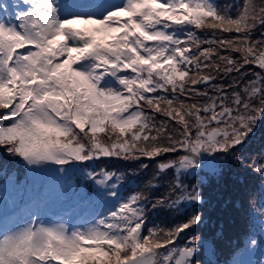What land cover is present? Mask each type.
Segmentation results:
<instances>
[{"label": "snow or ice", "instance_id": "1", "mask_svg": "<svg viewBox=\"0 0 264 264\" xmlns=\"http://www.w3.org/2000/svg\"><path fill=\"white\" fill-rule=\"evenodd\" d=\"M257 28L264 0H0V148L63 176L117 159L155 161L149 188L173 177L168 194L150 202L144 191L122 194L116 171L82 169L102 210L74 224L38 212L0 221V264H196L202 243L214 255L197 235L177 243L203 224L200 211L168 228H148V212L204 204L186 178L221 177L224 159L264 121ZM248 65L261 71L239 91L216 83ZM247 166L264 176V158Z\"/></svg>", "mask_w": 264, "mask_h": 264}, {"label": "rangeland", "instance_id": "2", "mask_svg": "<svg viewBox=\"0 0 264 264\" xmlns=\"http://www.w3.org/2000/svg\"><path fill=\"white\" fill-rule=\"evenodd\" d=\"M221 1L222 0H215L216 3H220ZM256 3H261V0H256ZM261 32H264V28H257V30L253 33V39L260 38ZM163 119L164 117L158 114L156 115L157 122ZM260 125L264 127V123L261 122L255 131L260 128ZM260 133V142L263 144L262 146H264V133H262L263 137ZM256 136H258L257 133H255V137ZM254 141L255 139H250L242 151L224 159L223 175L221 177L213 178L205 175V173H201L199 176L186 178L185 182L187 184L201 185L203 188L202 193L204 200L207 201L206 203L197 205L196 207L201 209L200 212L204 215L205 219L203 224L200 226L191 229L186 233H182L181 238L177 241V243L183 245L188 236L195 234L202 237L203 241L210 242L215 248V254L213 255L208 250V244L202 243L200 250L195 257L196 264H229V262L233 261L236 256L240 257L238 264H262V259L258 260V253H261V255L264 256V249L259 250L256 248L255 250L254 245L249 247L252 244L251 240L254 239L257 241L264 235V215L261 214L262 210H264V176L253 172L252 169L247 166L253 160L259 162L262 158H264V150H262V152L260 149L255 150L254 152L250 151ZM236 155L241 157L240 162H237ZM141 163H147L149 167L147 169H141ZM114 164L116 166H120L118 174H122L124 176V182L121 186V189H123L122 193L131 190L135 178H142V176L146 177L141 181L140 185H142L143 188L151 189L146 185L149 180H152L154 175L152 177H147L146 172L147 170H157L155 161H123L115 159ZM99 167L104 168L102 165H99ZM44 168L46 175L43 179H35L34 169L28 167L25 175L23 176V180H20L22 170L18 158L9 156L5 153L3 148H0V198L5 197V192L6 196L10 197L12 195L9 191L7 192L8 186L14 185V188L20 187L18 190L10 188V190L14 192L15 196L12 197L9 202H5H7V205L11 206L13 204V200L18 201V198H21L22 196L31 198L32 188L40 189L44 182L48 180L49 187H53V192L56 195L58 194L57 197L60 200L58 209H64L67 205L63 202V197L65 195L63 183L68 178L73 176L74 170L68 176H63L58 173L56 169H53L51 165H47ZM8 169L12 170V172L7 173ZM170 174L171 171L162 175L159 180L155 181L157 186L152 188L154 189L152 191L156 192V189H158L159 195H162V192L159 189V182L163 181L165 178L167 179ZM13 175L14 177H12ZM10 176L12 177L14 183L6 179ZM172 179L173 177H171V180ZM202 181L204 182L202 183ZM230 189L234 191L232 197H228V195L231 194ZM222 190L223 195H221ZM214 195L218 196L214 198ZM79 200L80 198L74 199L72 203L75 204ZM5 202L3 199H0V219L8 212V207ZM219 205H222V210L219 214H216L218 212ZM228 207L232 208L234 216L225 211ZM188 215H190L189 208L181 215H177L176 213L165 209L149 211L147 227H172L174 224L186 219ZM253 223H256L259 228L255 229ZM226 224H228L229 227H225ZM249 224L251 225L249 226ZM233 227L234 231H232ZM226 233L236 235V237L231 236L230 246L225 245L226 238H228ZM223 246L228 248L224 249ZM243 249L245 250L242 254H239ZM233 250L239 252V255L234 253Z\"/></svg>", "mask_w": 264, "mask_h": 264}, {"label": "trees", "instance_id": "3", "mask_svg": "<svg viewBox=\"0 0 264 264\" xmlns=\"http://www.w3.org/2000/svg\"><path fill=\"white\" fill-rule=\"evenodd\" d=\"M239 3H242V0H222L220 3H217L218 5L220 6H223V5H233V4H239ZM235 14V12L233 11V15ZM207 34H202L201 35V38H205ZM257 71H260L259 68L257 67H254L252 65H248L246 66L243 70H242V73H233L231 76H228V77H222L221 79L217 80L216 83L218 84H223L225 86L227 85H232V87L229 89V94H231V91L232 90H237L239 91L240 89H242L244 87L245 84L248 83V81L254 79V73L253 72H257ZM235 82V83H234ZM237 84H239V88H237ZM264 123V121H262ZM264 127H262V125H260V128L255 131V133L258 134V136L255 137V134L250 138V139H255L252 147H251V150L252 152H254L255 150H264V146H262L263 144H261L260 142V136H259V133L260 131L263 129ZM264 133V129L261 131L260 135L263 137V134ZM157 170L153 169V171L151 170H147V177H152L153 175L155 176ZM172 174V173H171ZM168 175L167 179L165 178L163 181H160L159 182V186H160V190L162 192V196H166L168 194V191H169V186L170 184L172 183V180H171V177L172 175ZM195 185V184H194ZM201 186V185H199ZM202 188V187H201ZM203 189V188H202ZM233 190L230 189V195H228V197H232V194H233ZM221 195H223V190L221 191ZM218 196V195H217ZM216 195H214L213 197H217ZM207 200H205V203H206ZM197 205H194L192 207L189 208L190 210V214L193 212V211H201L200 208L196 207ZM222 210V205L218 207V212L216 214H219ZM226 212H229L231 213V215L234 216V212L232 210L231 207H228L227 210H225ZM254 225H256V223H253ZM225 227H229L228 224L225 225ZM236 228V226H235ZM232 231H234V227L232 228ZM231 231V232H232ZM191 234V233H190ZM195 235V234H194ZM226 236H228V238H226V243L225 245L227 246H230L231 245V236H234L236 237V235H232V234H229V233H226ZM236 240V238H235ZM223 248H228L226 246H223ZM234 253L238 254L239 252H237L236 250H233ZM232 264H234L233 261H231Z\"/></svg>", "mask_w": 264, "mask_h": 264}, {"label": "clouds", "instance_id": "4", "mask_svg": "<svg viewBox=\"0 0 264 264\" xmlns=\"http://www.w3.org/2000/svg\"><path fill=\"white\" fill-rule=\"evenodd\" d=\"M23 167H27L26 165H24ZM23 167H21V168H23ZM51 167L53 168V169H56V167L54 166V165H51ZM43 171H45V168H43V169H34V175L35 174H37V173H39V172H43ZM10 172H12V170H7V173H10ZM25 173H26V171H24V170H22V172H21V176H20V180H23V176L25 175ZM75 174H73V176H74ZM71 178V177H70ZM7 180H10L11 179V177H7L6 178ZM23 183V182H22ZM23 219H20L19 221H18V223H20L21 221H22ZM251 247V246H250ZM254 247H255V250H256V248L257 249H259L260 250V248L259 247H257L256 245H254ZM261 249H264V247H261Z\"/></svg>", "mask_w": 264, "mask_h": 264}]
</instances>
